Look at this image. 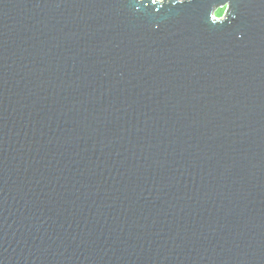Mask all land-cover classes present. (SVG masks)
Wrapping results in <instances>:
<instances>
[{"label":"water","instance_id":"95a60500","mask_svg":"<svg viewBox=\"0 0 264 264\" xmlns=\"http://www.w3.org/2000/svg\"><path fill=\"white\" fill-rule=\"evenodd\" d=\"M0 264H264V0H0Z\"/></svg>","mask_w":264,"mask_h":264},{"label":"rangeland","instance_id":"374dc122","mask_svg":"<svg viewBox=\"0 0 264 264\" xmlns=\"http://www.w3.org/2000/svg\"><path fill=\"white\" fill-rule=\"evenodd\" d=\"M226 12V7L225 6H222V7H218L216 10H215V16L216 17H222L224 15V13Z\"/></svg>","mask_w":264,"mask_h":264}]
</instances>
